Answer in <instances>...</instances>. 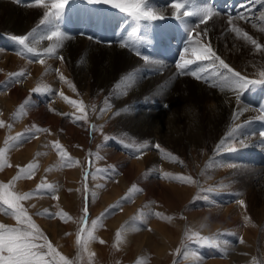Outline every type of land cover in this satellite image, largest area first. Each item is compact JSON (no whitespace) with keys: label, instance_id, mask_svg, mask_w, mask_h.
<instances>
[{"label":"bare ground","instance_id":"6f19581e","mask_svg":"<svg viewBox=\"0 0 264 264\" xmlns=\"http://www.w3.org/2000/svg\"><path fill=\"white\" fill-rule=\"evenodd\" d=\"M54 2L56 0H42L40 4L28 5L24 0H0V33L3 35L0 37L5 38L6 47L9 48V52L0 50V107H6L9 114L13 112L12 114L16 117L22 116L18 114V110L25 107L23 117L30 116L29 119L25 118L26 121L46 124L56 120L61 122L70 101L68 100L70 96L67 94L72 91L66 90L59 82L57 78L59 75L73 81V101L82 105L83 111L73 106V114L88 115L85 104L87 105L95 93H103L101 102L106 108L101 116L116 114L120 118L118 121L119 126L122 127L121 134L127 135L132 141L153 139L152 144L156 143L164 150L160 153H144L145 155L141 158H137L136 163L129 161L131 166L129 170L147 169L148 166L166 170L167 185L162 184V190L159 192L165 191V194L167 192L169 198L177 203L188 197L191 191L188 189V182H182L180 179L181 177L191 179V177L176 163L179 159L184 163L183 156L189 147L194 153L193 162L197 164L201 159L213 156L214 153L236 151L239 162L232 165L228 173L229 179L233 181L220 179L216 185L208 183L209 186L207 184L201 186V191L206 189L208 192L200 191V197L211 199L213 192L216 191L218 195L216 200L225 202L227 191L238 195L231 206H219L213 210L208 209L206 212L211 217L219 218L226 227L224 229L243 224L251 234L255 233L257 228L255 222L264 216V193L253 187L254 180L260 179L259 183L264 188L261 172L263 166L259 164L264 161V84L250 85L240 93V100L237 101L236 93L232 91L231 84L226 79L231 74L218 62L197 61L191 64L190 69L196 71L201 79L188 74V70H184V74H181V70L176 67L181 56L193 60L194 57L191 54L180 53L179 59L174 62L161 54L159 42L162 43V47L172 49L163 38L162 29L165 25L164 32H166L170 21H178L177 23L180 24L178 26H181L182 30H188L187 33L193 34L190 40L183 37L188 48L195 46L198 38L201 41L210 42L217 55L234 71L240 72L249 80L264 79L260 75L264 72V0H249L253 5L247 10L246 18L251 17L254 9L260 8V22L250 24L253 28L248 37H251V40L245 39L244 36L239 38L235 36L237 33L233 31L234 28L240 31L249 29L243 21L231 20L234 22L231 32L228 30L229 23H227L230 17L214 11L215 15L201 24L200 16L198 19L192 15L185 16L184 12L188 11L183 8L178 13L172 7L178 2L177 0H143L141 10L154 12L162 17L156 20L143 18L136 20L129 13L106 4L104 10L102 9L106 26L104 35L98 34L93 27L95 24L92 21V15L91 18L88 16L90 15L88 8L96 10V4H87L85 0H73L75 8L70 14L67 2L62 15L56 19L53 13L54 17H51L50 12L51 4ZM128 2L136 3L138 0H128ZM97 5L104 7L101 4ZM203 5H198L197 12L203 8ZM79 7L82 9L79 10ZM46 15H48L47 21H45ZM178 15L179 19H177ZM131 26L132 34L127 37L126 31ZM143 26L151 30L148 45L144 41ZM204 30H207L206 36L203 35ZM54 31H60L63 39H47ZM122 33L124 38H118V34ZM196 33L201 35L197 37ZM5 35L16 38L26 35L28 46L41 55L27 52L19 43L12 46ZM252 40L256 41L260 48H257L251 42ZM171 42L176 46V41ZM124 44L127 46H123ZM234 44L236 48L232 46ZM17 46H20L19 50H15ZM48 48L54 49L53 55L46 54ZM179 49L182 48L179 47ZM137 50L140 55L136 54ZM61 56L62 60L58 58ZM143 57L149 59L145 61ZM41 58L44 60L43 64L39 62ZM21 62H23L22 67H20ZM23 71H26L24 80L18 79L17 74ZM34 89H40V92L37 93ZM58 90H61L59 95L56 94ZM83 91L84 94H82ZM50 97L54 98V102L49 100ZM146 101L150 103L147 110H141V104ZM236 112H239L238 118L234 116ZM77 121L82 123L80 119ZM91 121L96 129L99 117L95 115L94 118L89 119L87 126L83 127L85 136L89 134ZM79 128L82 126L79 125ZM75 130L73 126V131ZM165 139L167 144L163 143ZM222 140L223 148L217 151ZM241 141L243 144L240 143ZM186 162L187 166L190 165V161L186 160ZM82 169H79L78 175H82ZM185 170H188L186 166ZM204 174L205 177L209 176L208 173ZM205 182L207 183L208 180ZM239 198H241L239 202L243 201V206L238 203ZM243 236L253 246L254 239L249 236L248 230L243 233Z\"/></svg>","mask_w":264,"mask_h":264},{"label":"rangeland","instance_id":"374dc122","mask_svg":"<svg viewBox=\"0 0 264 264\" xmlns=\"http://www.w3.org/2000/svg\"><path fill=\"white\" fill-rule=\"evenodd\" d=\"M24 1H27L28 5L38 4L36 0ZM85 1L88 2V0ZM67 2L69 3L68 12L71 14L75 6L73 0H67ZM87 4L95 5L89 2ZM101 5L104 7L96 4V10L88 8L90 10L88 16L91 18L92 15V21L95 24L93 27L98 34L104 35L106 26L102 9L104 10L106 4ZM81 9L79 7V10ZM259 11L260 8L254 9L251 17L246 20L230 17L231 20L243 21L249 26L247 31L242 29V34H236V37H242L243 34L249 35L253 28L250 25L251 22H260ZM50 12L51 17H54L56 10L51 8ZM172 24L173 21H170L167 25ZM233 25L234 22L228 25V30L231 32ZM142 30L145 34L144 41L148 45L151 30L147 26H143ZM132 31L131 26L126 31V36H130ZM0 36H3L2 33ZM5 37L12 46L18 43V40L11 36L5 35ZM118 38H124L123 33L118 34ZM4 40L5 38L0 37V50L9 52ZM232 46L237 47L235 44ZM18 47L20 46H17L15 50H19ZM186 48L188 44L184 46L182 55L191 54V52L185 53ZM22 66L23 62L20 63V67ZM25 76L26 71L23 76L18 75L17 78L24 80ZM61 76L57 78L66 90L72 91L67 94L70 97H67L68 100L73 101V81L66 80L64 76L62 81ZM60 91H56V94L59 95ZM101 95L103 96L101 92L95 93L87 105L85 104L88 115L73 114V104L68 103L63 120L61 122L56 120L51 124L26 121V117H23L25 107L18 110V114H22L21 117L14 116L13 112L9 114L6 107H0V122H2L0 125V185L9 186L7 189L0 187V194H4L5 191L12 196L32 194V198L19 203L46 238L39 243H50L70 264H264V216L255 222L257 228L252 234L243 224L224 229L226 228L224 223L219 218L208 215L207 210H213L219 206H231L238 195L227 191L225 202L216 200L218 196L216 191L213 192L211 199L200 197L201 192H208L206 189L201 191V188L208 183L216 185L220 179L233 181L229 179L228 173L232 165L239 162L236 151L214 153L213 156L201 159L197 164L193 162L194 153L189 147L186 150V157L183 156L184 163L181 159L176 163L191 177L192 182L187 185L191 191L182 202L174 201V203L167 192V195L165 191L159 192L162 190V184L167 185L166 170L158 168V171L154 166L129 170L130 163H136V160L145 155L144 153H160V151L153 147L156 145V143L152 144L153 139L132 141L127 135L121 134L122 127L119 126L118 121L120 118L116 114L101 116L106 108L101 102ZM49 100L54 102L53 97ZM148 104L150 103L147 101L141 104V110L146 111ZM26 115L29 116L27 113ZM95 115L99 117V123L95 129L91 121L89 134L85 136L83 127H86L89 119L94 118ZM29 118L30 116L26 119ZM75 119H80L82 123H78ZM79 125L82 128H79ZM73 126L77 131H73ZM144 141L149 147L140 148V155L137 156L135 150L144 144ZM163 143L167 144L166 139ZM61 149L65 153L63 156ZM186 160L190 161V165L187 166ZM259 164L263 166L261 172L264 179V161ZM29 165L34 167L30 169ZM185 166L189 171L185 170ZM252 166H254L253 163ZM81 168L83 173L78 175ZM204 173H208L209 176L205 177ZM206 180H208L207 183ZM259 181L260 179H255L253 187L264 193V188ZM48 185L51 187H47ZM133 188L137 191H133ZM240 199L237 200L239 204ZM117 205L119 207H116ZM85 208L87 209L86 219ZM93 221H96L95 228L92 227ZM0 224L24 227L11 215V209H7V206L2 203H0ZM247 230L249 236L254 239L253 246L243 236ZM89 232L92 238L87 236ZM201 237L204 240H201ZM241 239L243 243L240 244ZM47 259L52 258L47 257ZM56 260L58 261V257Z\"/></svg>","mask_w":264,"mask_h":264},{"label":"snow or ice","instance_id":"6c2138e0","mask_svg":"<svg viewBox=\"0 0 264 264\" xmlns=\"http://www.w3.org/2000/svg\"><path fill=\"white\" fill-rule=\"evenodd\" d=\"M38 4L42 2V0H36ZM89 3L94 4H109L113 8L119 9L123 12L129 13L132 15L136 20H140L141 18L146 20H156L162 18L158 16L154 12L150 11H142L141 5L143 0H138L136 3H129L128 0H88ZM67 0H56V2L51 4V8L56 10L55 18L59 19L62 15V10L65 7ZM174 9L179 10L184 7L182 3H174L172 5ZM185 16L193 15V13L184 12ZM196 15L200 16V23H205L208 19H210L213 15H215L213 9L204 7ZM179 15L177 19H179ZM238 19L247 18L245 16H239ZM48 20V15L45 16V21ZM229 24L232 23L231 19L228 21ZM198 27V25H197ZM194 31V29H193ZM233 31L237 33V35H241V31L238 28H234ZM197 37L201 35V33H196ZM203 35H207V30H204ZM245 39L251 40V37H248L246 34H243ZM63 39V34L60 31L52 32L47 39ZM13 39H18L19 45L23 46L24 49L27 50L29 53H33L34 55L40 56V53H36L35 50L28 46L26 41L28 37L25 35L20 38L13 37ZM257 48H260V45L256 44V41H251ZM123 46H127L124 44ZM191 52V56L194 57L193 59H186L184 56H181L180 62L176 65L178 69L181 70V74H184V70H188V74L192 75L196 79H201V76L197 74L196 71L190 69V65L200 61H212L213 63L218 62L219 65L226 69L228 73L231 74L230 77H226L231 84L232 91L236 93L237 101L240 100V93H242L245 89H247L250 85H258L264 84V79L261 80H249L245 76H242L240 72L234 71L227 63L224 62L217 55L216 51L213 49L210 42L201 41L199 38L195 42V46L185 49V53ZM47 55H53L54 49L48 48L46 50ZM137 55H140L139 51L136 52ZM59 59H63V57H58ZM145 61H147L148 57H143ZM41 64L44 63V60L41 58L39 60ZM18 75L23 76L24 73H19ZM260 75L264 77V72H261ZM61 80L64 79L63 76L60 77ZM35 92H40V89H34ZM62 95V93H61ZM66 99V98H65ZM69 103L73 104V106L79 108V110L83 111L82 105L77 104L74 101H69ZM119 114V113H117ZM234 116L238 118L239 112L234 113ZM2 125V122H0ZM243 144V141L240 142ZM224 145V141L222 140L217 147V151H221ZM57 148L60 146L57 144ZM149 145L147 143L141 144L139 148L136 149L137 156L140 155V148H148ZM153 147L157 148L160 152L164 150L160 147V145H153ZM61 155H65L63 150L61 149ZM30 169L33 168V165L28 166ZM31 175V173H29ZM182 182H192L190 178L181 177ZM0 187L7 189L8 185H0ZM43 187V185H41ZM47 187H51L48 185ZM133 191H137L136 188H133ZM32 198L31 193H25L21 195L12 196L9 195L6 191L4 194H0V203L7 206V209H11V215L14 216L17 223L20 225H24L23 228L21 227H10L6 225L0 224V264H70V262L62 255H60L55 248L52 247L50 243H39L40 240H45L46 238L43 236V233L40 229L35 225V223L31 220V218L27 215V211L22 207L19 203L20 201L27 200ZM240 204L243 206V201H240ZM116 207H119L117 205ZM85 219L87 216V209H84ZM158 215V214H157ZM96 221L92 222V227L95 228ZM89 238H92L91 232L87 233ZM204 240V238H200ZM79 242V241H78ZM207 243V241H204ZM241 243H243L241 239ZM46 249L47 251L44 252L43 250ZM47 257H51L52 259H47ZM58 257V261L56 258Z\"/></svg>","mask_w":264,"mask_h":264}]
</instances>
